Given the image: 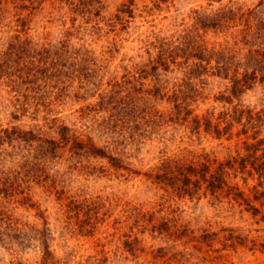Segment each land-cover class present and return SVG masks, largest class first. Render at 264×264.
<instances>
[{
	"label": "rangeland",
	"instance_id": "rangeland-1",
	"mask_svg": "<svg viewBox=\"0 0 264 264\" xmlns=\"http://www.w3.org/2000/svg\"><path fill=\"white\" fill-rule=\"evenodd\" d=\"M262 140L264 0H0V264H264Z\"/></svg>",
	"mask_w": 264,
	"mask_h": 264
},
{
	"label": "trees",
	"instance_id": "trees-1",
	"mask_svg": "<svg viewBox=\"0 0 264 264\" xmlns=\"http://www.w3.org/2000/svg\"><path fill=\"white\" fill-rule=\"evenodd\" d=\"M264 143V140L258 142L257 144L248 145L247 149L250 151L249 155L247 157H243L240 159V164H242V168L244 169L247 165V163H250L252 167H254L256 170H262L264 171V162H260L261 157L257 156V151L260 149L259 147ZM238 159H234V162H237ZM228 165L233 167V163L231 161L228 162ZM207 166V165H206ZM224 165H221L220 170L223 171ZM191 172H197V170L190 166ZM263 173V172H262ZM263 175V174H261ZM189 179V178H188ZM181 191L189 192L190 188L188 186V183H186L184 186L180 187Z\"/></svg>",
	"mask_w": 264,
	"mask_h": 264
}]
</instances>
